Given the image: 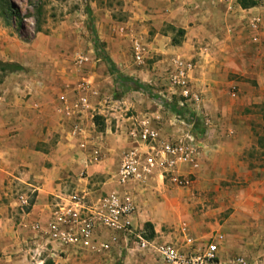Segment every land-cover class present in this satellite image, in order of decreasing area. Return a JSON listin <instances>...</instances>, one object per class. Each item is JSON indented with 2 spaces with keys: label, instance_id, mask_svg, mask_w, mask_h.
Wrapping results in <instances>:
<instances>
[{
  "label": "rangeland",
  "instance_id": "obj_1",
  "mask_svg": "<svg viewBox=\"0 0 264 264\" xmlns=\"http://www.w3.org/2000/svg\"><path fill=\"white\" fill-rule=\"evenodd\" d=\"M10 1L16 8L17 15H8L5 19L0 13V38L7 36L10 48L16 46L15 44L23 46L21 53L25 68L30 72H34L32 70L38 66H44L45 62L37 59L40 54L46 59H57L59 66L55 65L52 69L62 68L73 82V95L84 92L88 96L89 105L93 104L92 108L89 107L88 124L79 122L80 114L70 113L68 135L71 138H76L70 134V126L75 121L79 123L83 135L93 130L105 134L118 131L121 118L138 114L131 107L123 109V104L129 102L143 105L139 109L140 113L148 115L151 125L157 128L161 136H172L169 130H174V135L179 134V124L173 120L174 113L168 107L174 104L179 106V95L173 93L168 83V75L172 70L171 59L179 56L195 62L192 57L187 58L181 52L171 50L172 46H176L171 44V38L174 36L179 45L188 30L183 29L181 35L175 32L176 28H180L174 23L177 7L185 5L184 0ZM198 1L203 6L202 10H206L205 14L198 17L199 23L203 27L208 23L215 26L213 37L216 38L217 45L219 44L218 51L228 55L225 61L229 65L225 66L238 69V73L228 71L230 79L238 76L235 80L238 84L227 88L226 92H222L219 98L212 102L208 101V95L191 80L192 88L201 96L202 102L198 105L188 102L186 108L196 118L190 130L200 143L199 162L202 158L205 160L204 173L198 175L193 172L187 175L188 183L184 187L166 183V189L159 194L154 189V184L145 187L146 181L139 188L130 184L125 186V189H131L135 195L139 207L135 220L136 225H141V234L149 233L144 223L148 222L149 218L153 219L151 226L157 231H153L151 239L155 242H169L175 245L179 252L188 254H196L206 244H215V256L205 264H264V206H261L259 201L250 204L248 199L252 193L250 195L259 197L264 203V184L259 185L260 191L253 193L249 189V184L253 181L251 177H254L252 165L261 164L264 169V156H261L264 149L256 142L258 139L262 147L264 146V104L256 101L255 97L260 95L258 86L255 80L253 86L251 80L245 77V73H241L240 70H244L243 62L233 51L237 46L236 40L248 42L249 38L246 27L250 14L242 13L241 9L264 7V0H253L254 5L247 8H241L237 0ZM169 4H174L172 12L169 10ZM212 6L217 8L213 14L208 12ZM166 13L170 14V21L164 18ZM33 18H36L40 28L38 32L33 31ZM19 21L23 24L21 29L17 26ZM188 24L192 25L191 22ZM241 33L244 34L236 37ZM155 37L158 38L159 46L164 41L163 48H168L170 52L155 51ZM135 45L140 49L139 61L133 55ZM2 46L0 41V48ZM228 47H233L229 53ZM101 50L107 56H112V62L119 75L130 76L141 82L144 87L121 93L107 70ZM78 56L85 57V61L79 64ZM220 60L224 61L222 58ZM3 62L9 63L7 67L12 66L13 70H0V81L7 74L20 71V67L14 69V66L18 65L17 62ZM86 72H92L94 79L86 78ZM81 85L84 86L82 93L78 91L81 90ZM106 99L114 100L118 104L110 107L104 102L100 103ZM118 107L122 109L117 120V116L112 113L117 111ZM183 119L186 121V118ZM191 121L193 122V119ZM247 127L251 132V143L245 152V161L251 165L243 172L221 174L219 169H214L213 157L209 158L214 153L212 145L216 136L223 130L226 137L244 135ZM77 137L78 142L79 136ZM101 137H98L97 141L101 140ZM261 149L262 153H259ZM100 152L98 159L102 156V151ZM79 175L84 176L85 172ZM107 175L112 177L113 173ZM262 177L264 179V172ZM59 181L61 180L54 179V183ZM30 185H15L11 191V198L15 201L12 210L14 225L16 227L20 224L21 230L26 220L23 213L29 209L25 211V208L18 205L17 196L26 192L33 202L36 190L34 184ZM71 188L74 186L68 189ZM58 189L67 188H55L51 194ZM51 194L48 195V208ZM169 211L171 214L168 216ZM24 232H27L24 241H21L22 231L19 232L20 245L16 247L17 250L6 245L9 237L3 240L0 238V264H165L151 249L139 248L133 236H127L125 243L120 240L119 248L105 254L60 252L46 247L47 249L40 251L38 255L31 244L32 234L28 230Z\"/></svg>",
  "mask_w": 264,
  "mask_h": 264
},
{
  "label": "crops",
  "instance_id": "obj_2",
  "mask_svg": "<svg viewBox=\"0 0 264 264\" xmlns=\"http://www.w3.org/2000/svg\"><path fill=\"white\" fill-rule=\"evenodd\" d=\"M183 3L185 5L177 7V18L174 23L178 27L188 28V30L184 34L183 41L179 45L172 46L171 50L181 52L185 57H192L195 60V66L190 74L191 80L208 95V101L212 102L219 98L222 92H226L227 88L238 84L235 81L238 76L235 79L228 77V71L238 73V69L237 67L225 66L229 65L225 61L226 58L228 59V55L218 51L219 44L217 45L216 38L213 37L215 26L207 22L208 25L204 24L203 27L199 23L198 17L205 14L206 11L202 10L203 6L199 4V1L184 0ZM169 8L166 10L169 9L172 12L174 4H169ZM215 10L217 11V8L212 6L208 12L213 14ZM241 12L250 14L246 27L249 34L248 42L236 40L237 46L234 49L228 47L227 53L233 49L237 57L243 62L244 70L240 71L245 73V77L251 80L253 86V80H255L258 91H260V95L255 99L264 104V7L241 9ZM169 16L170 14L166 13L164 18L170 21ZM253 19H257L254 28L250 26V21ZM189 22L192 23L191 26H189ZM205 33L207 34L205 35ZM242 34L244 33L236 35V37ZM157 39L156 37L153 39V46H157L154 50L170 52L168 48H163L164 41L159 46ZM0 41L3 44L2 49L0 48V60H13L20 67L19 72L9 73L0 81V238L3 240L9 237L6 245L17 250L16 247L20 245L19 232L22 231L21 241H24L27 237V232L24 231H29L28 223L47 211L48 195L55 188L68 189L74 186L77 189H88L95 194L115 188L116 185L112 177L107 174L115 173L120 153L130 147L143 148V144L134 142L126 135L132 121L143 115L139 111L143 105L133 102L123 104V109L131 107L138 114L121 118L118 131L113 133L109 131L108 134H105L95 130L85 133L82 137L90 145H86L87 150H80L77 146V138H71L68 135L71 114L65 107L70 105L73 95V82L69 78L70 75L66 74L60 67L52 69L55 65L59 66L56 63L57 59H46L41 54L37 59L47 64L44 63V66H38L37 69L32 70L34 72H30L29 69L25 68L26 64L22 56L23 53H21L24 49L23 46L19 44L14 46L11 43L14 47L10 48V40L7 36L0 38ZM108 57L112 61V56ZM85 77L94 79L92 72H86ZM252 99L254 101V97ZM101 105L103 106V104ZM92 107L93 104H90V108ZM121 109L122 107H118L117 111L112 113V115L117 116V120L120 118ZM89 116L90 111L87 109L78 116L79 122L88 124L90 122ZM173 131L169 130L170 135H174ZM223 131H220L216 136L212 145L214 153L209 157H213L214 169H219L221 174L243 172L246 167L251 165L245 161V152L251 143L249 127H247L244 135L235 134L226 137ZM100 136H102L101 140L97 141ZM91 145L98 147L99 154L101 153L100 150L102 151L101 158L94 160L86 157ZM121 148L123 151L120 152ZM261 151L262 149L259 150V153H262ZM204 161L203 158L200 162L198 160L195 167L192 165L179 166L178 173L183 174L186 178L193 172L200 175L204 173ZM252 168L254 177L250 178L253 181L250 182L249 189L254 193L260 191L259 185L264 184V179H262L264 169L261 164L252 165ZM82 172H85L84 176L79 175ZM54 179L61 181L54 183ZM21 183L25 186L34 184L36 190L35 198L30 204L29 210L23 213L26 220L22 225V230L19 228L20 224L16 227L14 225L12 210L15 201L11 198L12 189L15 185L24 186ZM166 183L168 182L165 178H162L158 171H155L145 182L147 184L145 187L154 184V189L159 194L166 189ZM130 184H134L138 188L141 185V183H129L126 187ZM130 190L128 192L132 194V190ZM250 194L248 196L250 204L259 201L260 205L264 206L262 200L258 199L259 197ZM132 196L136 199L135 195L132 194ZM262 211L264 212V210ZM167 214L169 216L171 212L169 211ZM136 215L134 216L135 224ZM149 215L153 217L151 214ZM147 221L153 224L152 218ZM138 226L141 227L140 224ZM153 231H157L154 226Z\"/></svg>",
  "mask_w": 264,
  "mask_h": 264
},
{
  "label": "built area",
  "instance_id": "obj_3",
  "mask_svg": "<svg viewBox=\"0 0 264 264\" xmlns=\"http://www.w3.org/2000/svg\"><path fill=\"white\" fill-rule=\"evenodd\" d=\"M256 22L257 19H253L250 26L254 28ZM133 50L134 58L139 61L140 49L135 45ZM85 59L78 56L77 62L80 64ZM171 66L168 83L173 93L179 95L178 105L201 103V96L191 85L193 61L175 56L171 59ZM79 88L81 90L78 91L82 93L84 86ZM104 104L114 107L118 102L108 99ZM89 107L88 96L83 92L73 95L70 105L65 108L79 115ZM173 120L179 124L177 129L180 132L167 137L161 136L157 128L151 125L147 114L132 121L126 135L134 142L143 144V148L130 147L121 153L112 176L115 188L98 194L77 188L58 189L51 194L48 211L28 223L34 251L39 255L40 251L49 247V250L60 252L105 254L119 248L120 242L125 243L127 236H133L139 248L151 249L165 264H205L211 261L216 252L215 244H206L196 254H188L179 252L169 242L144 238L141 227L134 223V216L138 213L135 199L124 189L128 183H144L155 171L171 185H187L188 180L178 173V167L196 166L201 154L200 143L190 130L191 123L177 114H174ZM70 134L76 138L79 136L78 149L87 150L85 147L90 143L82 137V129L76 121L70 126ZM88 151L86 157L94 160L98 158L99 149L96 145H91ZM30 200L26 192L17 196L18 205L23 208L30 205Z\"/></svg>",
  "mask_w": 264,
  "mask_h": 264
},
{
  "label": "trees",
  "instance_id": "obj_4",
  "mask_svg": "<svg viewBox=\"0 0 264 264\" xmlns=\"http://www.w3.org/2000/svg\"><path fill=\"white\" fill-rule=\"evenodd\" d=\"M237 4L241 7V8H247L250 6L254 5V1L253 0H237ZM39 10L36 11V15L38 16ZM86 11L87 13H89L88 7H86ZM0 13L1 15H3V17L6 19L8 17V15H17V11L16 8L12 5L10 0H0ZM33 25H34V32H38L40 31V28L37 24V20L36 18H33ZM38 19V18H37ZM17 26L21 29L23 27V24L20 23V21L18 22ZM172 29H174L171 26ZM175 32L177 33V35H181L183 33V29L182 28H176ZM179 43V41L173 36V38H171V44L172 45H177ZM101 54H102V59L105 62V64L107 65V70L109 72V74H111L113 76V82L117 85V87L120 89L121 93H124L128 90H138V89H142L144 87V85L131 78L130 76H122L119 75L116 67L114 65V63L111 61V59L104 53L103 50H101ZM8 65H10L9 63L3 62L0 60V70H6V71H10L13 70L12 66L11 67H7ZM14 69H18L19 66H14ZM119 92V93H120ZM171 111H173L174 114L179 115L180 117L182 116V118H186V121L191 123V126L194 124V121H196V118H194L192 112H190V110H188L186 108V106H177L176 104L174 105H169L168 106ZM184 114L185 117H184ZM193 119V122L191 121ZM264 139V136H263ZM257 144H259V147H261L262 149H264V146L262 147V145L260 144V140L258 141L257 139ZM30 203H32V200H30ZM28 210V207L25 208V211ZM144 227L145 229H147L149 231L148 234L142 233V236L146 239H150L152 237L153 234V229L152 226L149 222H145L144 223Z\"/></svg>",
  "mask_w": 264,
  "mask_h": 264
}]
</instances>
